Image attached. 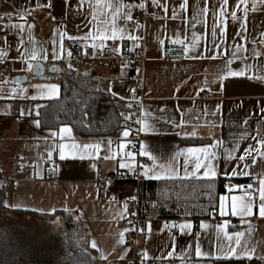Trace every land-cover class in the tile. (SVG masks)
<instances>
[{
	"label": "crops",
	"instance_id": "obj_1",
	"mask_svg": "<svg viewBox=\"0 0 264 264\" xmlns=\"http://www.w3.org/2000/svg\"><path fill=\"white\" fill-rule=\"evenodd\" d=\"M126 4L133 5L131 12L132 19L125 22L118 19V27H125L124 40H105L102 43L105 48L113 49L119 46L120 49L128 47L136 49L143 55L144 61L139 71L123 69L113 73L108 69L94 67L89 72L95 74L101 85L107 86L108 80L114 78L121 80V84H128L129 90L126 99L115 93L114 96L130 103L133 100L131 89H139L142 94L140 118L146 119L154 131L138 132L135 141L137 145L136 156L131 161L134 171L137 169V156H140L139 146L143 142L161 164H166L169 158L174 156L180 149L187 147H201L213 143V139L220 141V145L213 149L217 153V159L213 161L218 176L216 180L225 181L223 191L218 195H240L241 190L237 188L229 193L226 185L245 186L256 185L258 174H264V159L257 157V163L249 169H245V163L251 165V160L239 161L237 158H227L234 148L237 151L235 157L241 155L245 148L255 141L250 137L257 134V129L264 130V80L249 79L248 76H264V3L257 0L256 8L253 10V0H247L235 5L237 0H229L228 11H236L237 19L233 20L230 15L225 18L223 24L217 25L216 39L212 40L213 15L211 9L216 6L219 11V0H207L210 9L207 16H202L201 23L192 27L194 10L204 6V0H188L187 10L179 9L183 0H161L167 3L168 11L153 6L151 0H143L144 7L138 5L142 0H123ZM50 5V7H37ZM90 3L94 0H0V15H13L14 19L6 20L2 24V31L9 35V39L0 36V50L5 55L0 57V69L4 74L0 75V82L9 81L3 85V95L9 94L11 87H16L14 78L26 76L29 81L20 83V87L28 90V95H38L37 90L31 88L30 84L56 83L57 79L41 81L33 78L32 72L21 71L26 68L22 62L21 53L27 49L31 51L32 45L28 42L29 25H32L31 34L36 42L37 51L41 45L47 50L48 59L41 60L44 72L48 76L56 72L51 69L59 62L68 64L67 52L69 46L74 42L96 43L100 46L99 39L93 41L79 39L90 30L95 32V27L90 24L91 8ZM176 7L180 18L171 19L172 8ZM247 8L245 14L244 9ZM111 13V9L108 10ZM142 14L143 19L136 21L134 16ZM23 17L21 19L20 17ZM10 24H24V31L18 28L8 27ZM243 26V27H242ZM223 30L224 35L220 33ZM201 37L198 47L185 54L183 48L192 42V32ZM63 38V57L53 60L51 50L53 40L56 41L57 51H60V34ZM138 37L137 40L129 37ZM74 37L75 39H69ZM243 37V38H242ZM23 38V44L20 43ZM179 38L184 44H174L173 40ZM163 41V43H161ZM213 43L220 45L214 48ZM135 45H138L136 47ZM236 45H242L244 51L232 57L231 53L236 52ZM215 55L220 53L216 59H209V53ZM200 53L197 57L196 54ZM260 53V55H256ZM231 59L232 63L225 62ZM246 66H253L246 69ZM56 68V67H55ZM245 71L244 76H225L221 81L215 79L222 75L223 71ZM205 79L209 83L205 84ZM215 80V82H212ZM203 89V90H202ZM112 93V92H111ZM209 93V98L203 95ZM113 94V93H112ZM57 97L48 100L21 98H0V171L3 173L5 186L4 203L9 209H20L33 211L41 214H54L65 212L73 216L77 225L82 226L87 234V243L95 255L101 260V264H126L139 258L142 264L141 254L148 252L149 257H167L169 251L175 252L173 258L144 260L143 264H264V218L257 214L252 217H245L251 224L241 223L239 217H221L219 212L209 214L203 218L182 217L170 219L166 223H179L190 221L193 228L186 234L179 230H173L175 236L173 241L169 232L163 229L162 223L157 229H151L150 233L138 230L131 238H126L129 231L126 218L133 215L135 210L130 206L131 200L118 191L117 183L110 176L128 169L119 168L120 155L116 159H104L107 152V142L112 141L113 151L119 152V144L125 143L123 150H128V137H123L125 128L119 130L111 137H84L76 135L72 131L75 141L84 144L89 142L103 141L98 158L78 157L68 158L61 161L58 152H53V161L47 158L46 142L43 139L48 136L50 130L57 129L36 128L32 123L36 119L35 105L58 99ZM33 109L32 115H21V110ZM208 115H204V111ZM145 113L141 117V112ZM215 113V115H213ZM139 118V119H140ZM186 120L183 127L175 125L181 119ZM214 125V126H213ZM68 126V125H67ZM195 126L196 138L185 136V132L192 131ZM140 125L138 126L139 129ZM129 134L131 129L127 127ZM242 136L249 137L241 139ZM188 140H203L201 143H190ZM70 143V140L65 141ZM128 143V144H127ZM238 146V147H237ZM144 157V156H141ZM148 167H152V161L148 158ZM183 158H180L182 165ZM125 162H130L125 159ZM56 170L53 171L52 169ZM237 173L249 171L250 176L230 174L233 170ZM53 171L54 176L47 175ZM130 171V170H128ZM203 170H201L202 172ZM229 174V175H226ZM106 180L101 184L100 180ZM145 180L149 177H143ZM161 180H197L196 178H183V169L180 168V177L175 179ZM202 180V179H201ZM215 180V181H216ZM204 181V180H203ZM131 192V195H135ZM218 198L216 205L218 206ZM127 202V209L124 204ZM123 213L121 218L118 213ZM136 214V213H135ZM224 219L230 221L228 231H244L242 243L247 240V246L254 248L252 259H230V260H209L195 256V246L199 243L204 252H215L216 229L213 225L222 223ZM208 223V229H200L199 225ZM146 226V225H145ZM145 226L143 228H145ZM128 229V231H124ZM142 229V228H141ZM124 232V243H118L119 233ZM197 233L199 236L197 237ZM95 241L97 249L91 247ZM101 253L106 259H101ZM123 257L121 259L120 257ZM180 257H184L181 259Z\"/></svg>",
	"mask_w": 264,
	"mask_h": 264
},
{
	"label": "snow or ice",
	"instance_id": "obj_2",
	"mask_svg": "<svg viewBox=\"0 0 264 264\" xmlns=\"http://www.w3.org/2000/svg\"><path fill=\"white\" fill-rule=\"evenodd\" d=\"M84 0H81V4H83ZM247 0H237L235 5L236 8H239L240 4L246 3ZM260 3H264V0H259ZM153 6H158L164 9L165 12L168 11L167 3H161V0H151ZM257 4V0H253L252 8L255 10ZM140 8L144 7L143 0L138 5ZM37 7H50V5H41L37 3ZM133 5L126 4L123 0H94V3H90L91 8V20L89 21L90 24H93L95 27V32L89 31L83 37L79 39L88 40L91 38L93 41L99 39L101 41L100 49L101 51L104 50L105 45L102 43L105 40H124L125 36L124 33L126 31L125 27H118L116 21L118 19H123L125 22L130 21L132 19L131 12L133 10ZM188 8V0H183L182 3L179 4V9L187 10ZM229 8V0H219V11L216 10V6L214 5L211 9L213 15V25H212V40L213 42L216 39V30L218 24H223L225 22V18L230 15L233 20L237 19L236 11H228ZM109 9H111V13H109ZM210 9L208 7L207 0H204V6L202 8H197L194 10V15L192 17V27L194 28L196 24L201 23L202 20L200 17L207 16ZM245 14L247 13V8L244 9ZM23 19V17H20ZM180 18L185 20L187 23V19L183 16H180L177 12L176 7L172 8V15L171 19ZM12 27L18 28L20 32L24 31V24H10L5 25V28ZM32 25H29V35H28V42L32 45L31 51L29 52L27 49L25 52H22L20 55L22 57V62L26 63V68L21 69V71L26 72H34L35 75L42 76L43 75V67L40 63L41 60L48 59L47 50L43 48L41 45L40 50L37 51L36 42L34 41L31 29ZM243 27V26H242ZM221 37L224 35L223 30L220 33ZM61 40H60V51H57L56 41L53 40V47L51 50V56L53 60L62 59L64 49H63V38L64 34L61 33ZM243 38V37H242ZM69 39H75L74 37H69ZM129 39L137 40L138 37L131 36ZM201 37L197 35L196 32H192V42L190 45H185L183 48L184 53L187 55L190 51L195 50L200 42ZM23 38L21 39L20 43L23 44ZM163 43V41H161ZM174 44H184V41L180 40L179 38L172 41ZM88 45H85L87 47ZM138 47V45H135ZM214 48H219L220 45L213 43ZM91 48L93 50V55L96 54L97 44L92 43ZM112 51L119 55L120 54V47L115 46L113 47ZM131 51V49H129ZM244 48L242 45H236V52H232V57H236L237 53H242ZM87 53H85L86 55ZM220 53H216L213 55L211 52L209 53V59H216V57ZM5 55V53L0 50V57ZM256 55H260V53H256ZM67 56L71 57L72 53L69 51L67 52ZM197 57L200 56V53L196 54ZM232 60L229 59L225 62V69L227 65L231 64ZM127 64L125 63L122 65L121 75H123V68L126 67ZM69 70H72V64L69 63L67 65ZM253 66H246V69ZM52 72H58L59 69L53 67L51 69ZM137 71H139L137 69ZM223 71V70H222ZM245 71H223L222 75H218L215 79L223 80L225 76L231 77H240L244 76ZM249 79H258L264 80V76H248ZM212 82H215L213 80ZM9 83V81L5 80L0 82V98H21V99H31L33 101L40 99H48L51 100L58 96L59 94V85L56 83H37V84H30L31 88L37 90L38 95H28V90L26 88L20 87V80H14L11 83H14L16 87H11L9 90L8 96L3 95V85ZM209 81L205 79V84L207 85ZM203 90V89H202ZM109 91L111 89L109 88ZM133 93L135 92L134 89H131ZM115 95V93H113ZM121 99H123L121 97ZM131 107V105H127ZM44 105L36 104L35 105V115L36 117L40 116V109L43 108ZM33 109L25 108L21 110V115H32ZM264 112V109H261ZM123 115V114H122ZM204 115L207 116L208 112L205 110ZM215 115V113H213ZM145 113L141 112V117H144ZM130 117H125V119H129ZM32 123L35 125L36 128L41 127L40 119H34ZM137 124L140 125L138 131L139 132H148L154 131L155 129L148 123L146 119L140 118L136 121ZM186 123H188L183 118L180 120L176 127H183ZM214 126V125H213ZM257 134L255 136L250 137L252 140L255 141V144H250L247 148L244 149L243 153L238 157L234 156V153L237 151V148H234L232 152L228 154L227 158H237L239 161H246L247 159L251 160V165L245 163V169L251 168L253 165L257 163V157L264 159V130L257 129ZM123 137L129 136V131L127 128L122 133ZM185 136L196 138L197 133L195 131V126L193 127L192 131L185 132ZM247 136H242L241 139H248ZM46 142V151H47V158L49 162L53 161V152H58L59 159L64 161L68 158H79L80 160H84L85 158L95 159L98 158L99 152L101 151L103 141L97 142H89L80 144L75 141L74 137L72 136V128L65 125L59 127L58 131L50 130L48 136L43 138ZM70 140V143H66L65 141ZM220 141L213 139V143L201 147H187L180 149L178 152L174 154V156L169 158V161L166 164H161L157 161V158L149 151L147 145L143 142L140 143L139 146V155L148 157L152 161V167H148L147 165H140V175L142 177H149L150 179H175L180 177V168L183 169V178H196L197 180H204L206 186V195L210 201L213 200L214 196V189H215V180L218 176L217 169L213 164V161L217 159V153L213 151L216 147L220 145ZM126 145L125 143L121 142L119 144V152L113 151L112 141L108 140L107 142V152L108 155H105L104 159H116L117 155H120L121 161L119 162V168L121 169H128L130 171H134V166L131 161L134 160V157L137 153L128 151L124 152ZM238 147V146H237ZM183 158L182 165L180 158ZM127 158L130 162H125ZM53 171L56 169L53 168ZM201 170H203L201 172ZM244 175L250 176L251 173L249 171H241L237 173L235 169L230 174L231 176L235 175ZM226 175H229L226 173ZM256 185L248 184L245 186H238V185H226V189L229 193L234 192L237 188H240L241 194L240 195H220L218 198V206L215 204L211 205L212 212H219V215L223 217H239L241 223H248L249 224V232H251V224L249 221L245 219V217H252L253 215L257 214L260 218H264V174H258L256 178ZM130 199L135 200V197H130ZM7 206V205H6ZM124 209H127V202L124 204ZM186 215H190V211L186 210ZM121 218H124V214L118 213ZM135 215V213H133ZM230 225V221L228 219H224L222 223H218L213 225L216 229V248L217 251L215 252H204L201 250L199 243L195 246V256L197 258H207L209 260H230V259H252L254 248H249L247 246V240L242 243V237L245 236L244 231H236V232H229L228 228ZM200 229H208L210 225L208 223L202 222L199 225ZM193 228V225L190 221H181L179 223H165L163 225V229L167 230L169 234L172 236L174 241L175 236L172 235L173 230H179L181 234H186L190 232ZM124 231H128L125 229ZM141 232H151V223L149 222L145 228L140 229ZM197 237L199 233L196 234ZM118 243H124V232L119 233V240ZM91 247L93 249H97V244L95 241L91 242ZM99 250V249H97ZM142 264L144 260H148L150 258L154 259H164V258H173L175 256V252L169 251L167 253V257H149L148 252L144 251L142 254ZM101 259H106V256L101 253ZM123 259V257H120ZM183 259L184 257H180ZM264 259V257H261Z\"/></svg>",
	"mask_w": 264,
	"mask_h": 264
},
{
	"label": "trees",
	"instance_id": "obj_3",
	"mask_svg": "<svg viewBox=\"0 0 264 264\" xmlns=\"http://www.w3.org/2000/svg\"><path fill=\"white\" fill-rule=\"evenodd\" d=\"M78 42L71 43V45ZM68 65V64H67ZM64 62L56 64L60 96L45 102L40 109L41 128L57 129L68 125L72 131L84 137H111L127 128L125 117L129 113L128 102L114 96L107 86L100 84L91 72L69 70ZM123 114V115H122ZM203 140H188L201 143ZM3 173L0 171V181ZM225 181L216 180L213 200L207 197L203 180H141L137 184L135 213L144 218L179 219L182 217H207L211 205L217 203ZM5 186L0 182V217L8 213L38 216L53 220L60 217L61 231L51 232L49 241L38 250L29 253L17 248L12 235L2 232L0 264H101L90 249L87 234L76 224L73 216L65 212L41 214L33 211L9 209L4 203ZM186 210L190 215H186ZM74 235L72 236V233ZM72 236V237H71Z\"/></svg>",
	"mask_w": 264,
	"mask_h": 264
},
{
	"label": "built area",
	"instance_id": "obj_4",
	"mask_svg": "<svg viewBox=\"0 0 264 264\" xmlns=\"http://www.w3.org/2000/svg\"><path fill=\"white\" fill-rule=\"evenodd\" d=\"M14 19L13 15L10 16H3L0 15V36H4L6 39H9V35L5 34L2 31V24L6 20H12ZM134 19L136 21L142 20L143 15L142 14H136L134 16ZM85 45H88L85 47ZM72 47L69 48V51L72 53L71 57H68V64H72V70H81L85 72H89L94 67H100L110 70L113 73H117L122 70V65L125 63L127 64L126 67L123 69H129L132 71L137 70L140 68L143 64L144 58L140 51L136 49L130 48H121L120 54H115L111 49L104 48L103 51H101L100 47H97L96 54L93 55V50L91 48V44L89 43H82L78 42L74 45H71ZM85 53H87L85 55ZM5 72L3 69H0V75H3ZM135 92L133 93V100L129 103L131 107H129V113L126 117H130L129 119H126V124L129 129H131V132L128 136V140L130 141L128 144V150L132 152L137 151V145L135 141L138 138V126L139 124L136 123V121L140 118V108H141V102L143 100L142 94L139 89H134ZM204 98H209L210 94L205 93L203 95ZM148 163V159L145 157L137 156V169L136 171H128L124 170L121 172H118L112 176H110L111 179L115 180L118 188V191L121 192L125 197H135L136 200V194L131 195V192H136L137 184L139 181L143 180V177L140 175V165H146ZM47 175L52 177L54 176L53 171H48ZM106 180L105 177H103L100 182L103 184V182ZM130 206L133 207V204L135 200L130 199ZM167 219H160V218H144L140 217L137 214L135 215H129L126 218V224L129 227V231L125 234L126 238H131V236L143 228L145 225H147L149 222L151 223V229H157L162 223H166ZM126 264H140V259L136 258L132 260L129 263ZM152 264H158L157 262Z\"/></svg>",
	"mask_w": 264,
	"mask_h": 264
},
{
	"label": "rangeland",
	"instance_id": "obj_5",
	"mask_svg": "<svg viewBox=\"0 0 264 264\" xmlns=\"http://www.w3.org/2000/svg\"><path fill=\"white\" fill-rule=\"evenodd\" d=\"M121 83H123L121 80L118 81L114 78L108 80L110 92L117 93L120 97L126 99L129 86ZM0 182H3V180ZM60 221V217L49 220L38 216L8 213V215L0 217V243L2 242V232H7L12 235L20 252H23L22 250L29 253L38 251L45 242L49 241L48 238L51 237V232L61 231Z\"/></svg>",
	"mask_w": 264,
	"mask_h": 264
},
{
	"label": "water",
	"instance_id": "obj_6",
	"mask_svg": "<svg viewBox=\"0 0 264 264\" xmlns=\"http://www.w3.org/2000/svg\"><path fill=\"white\" fill-rule=\"evenodd\" d=\"M42 67H43V65H42ZM32 74H33V78H37L38 80H41V81H44V80L50 81L52 79V76H48L47 74H45L44 67H43V75L42 76L35 75L34 72H32ZM17 79L20 80V83H25L26 81H29L26 76L14 78V80H17ZM55 80H56V77H55Z\"/></svg>",
	"mask_w": 264,
	"mask_h": 264
}]
</instances>
